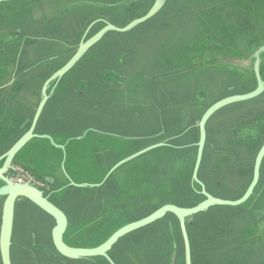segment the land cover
Wrapping results in <instances>:
<instances>
[{
  "label": "flooded vegetation",
  "instance_id": "obj_1",
  "mask_svg": "<svg viewBox=\"0 0 264 264\" xmlns=\"http://www.w3.org/2000/svg\"><path fill=\"white\" fill-rule=\"evenodd\" d=\"M83 1L86 2L88 0H15L0 5V105L4 104L7 109V115L3 118L5 125L2 127L0 134L4 135L7 140L10 136L20 133V128L27 123L25 125L26 127L23 128V133H25L33 124L38 106L42 100L43 89H48L47 93L49 99L45 108L51 103L53 110L51 114H47V112L43 111L35 129V133L49 134L54 138L56 137L55 134H58L59 137L65 138L67 144L65 143L63 145L66 147L65 152L67 154H69L73 143H88L81 152L80 159H86L88 163L93 161V168L99 167V187H70L67 181L66 183L56 184V181L50 176H39V172L53 169L54 164L52 161L46 162L45 166L39 162L38 171L35 169L31 170L22 164L20 161L23 160V158L19 159V157H21L23 153L31 151L33 145L38 142L36 140L39 139L32 140L22 149V154L16 158L13 164L15 170L12 172L13 175L11 179L18 184L29 183L36 186L50 202L55 204L66 214L69 222L65 234V243L67 245L80 248H95L103 242L99 243L98 241L93 244L94 246L84 245L83 242H77L80 239L79 235H86L88 239L97 240L99 239V228L108 232L110 229L114 228L115 225H117L118 228L121 227L118 221H120V219L127 221L129 215L127 214L121 218H116L115 214L112 216L113 213H116L113 209L119 206L121 201L135 199V197L131 195V190L133 189L130 183H123V181H125L124 177L127 174L123 177L113 175L104 180V171L111 169L121 159H116L115 154L111 150H105L103 147H99V139H114L125 136L126 138L124 139L127 141V144L133 149L135 147L136 138L150 137L159 134L160 141H166L170 144V147L175 148V145H171L173 140L182 144L186 137H188L189 140L193 139L195 133L193 129L194 125L185 124L184 118L178 114L177 109L169 107L167 102L166 104H162L161 100L160 106L155 104V99L153 98V95H155V80L146 85L140 84L135 75L136 66L134 65L135 61L133 59L124 58L125 60H121L123 59L121 58L120 62L122 64L119 65L105 61L103 60L102 54H97L99 52V43H101L108 34L113 32H108L100 41L91 46L63 76L56 77V74L72 61L81 44L88 41L93 35L99 32L98 30L94 34H90L93 27L102 22H97L88 30L94 21L100 19L98 17L88 23V18L90 17L87 15V11L89 12V10L87 9V11H84V9L80 7ZM154 1H150L151 4L149 5V9L152 7ZM141 2V5H147L145 2ZM95 3H99V0H95ZM149 9L145 13L139 16L137 15L134 19L144 16ZM161 11L156 16L140 24L131 31L143 24H149L147 22L156 20ZM166 20L168 19L163 21ZM110 23L117 26L116 22ZM131 63H133V65ZM126 64L128 67L127 69L125 68ZM125 89L148 90L145 92L146 102L143 105V107L145 106L143 112L136 113L135 111L129 110L127 106L131 105L130 100L135 104V97L132 98L127 94L125 101ZM151 90L152 92H150ZM160 96L161 99L165 98L166 100V93H161ZM258 99L259 98H256L254 100ZM137 104L141 105L140 102ZM136 114L139 115L137 116ZM135 116L146 119L144 122L148 130L145 134L135 135L130 134V131H127L129 134H121L123 130H115V126L118 123L129 121V125H132V122L139 121ZM226 122L229 124L231 121L226 120L225 122L213 123V131H216L219 125L221 126L222 123ZM197 124L196 122V128ZM227 124L226 126H228ZM228 127L225 129L227 144L225 147L229 152L223 151L222 148L216 150L228 154L226 166L228 165L227 169H229L230 172H235L237 170L241 172V170L244 169L243 172L246 173V169H253V164L251 165L250 163L252 160L250 159L255 160L256 154H249L251 145L250 143L248 144L249 138L247 134H244L245 131H239L238 133L236 131L238 128L229 129ZM208 128L209 124L207 125V131ZM92 133L99 136V138L96 139V146H93L95 141L90 138L92 137ZM57 138L58 137L55 139L57 143L60 144L59 142L62 140L60 141ZM207 140L209 142V135ZM152 142L153 139L148 143L141 142V140L138 141L137 139L136 145L141 147L143 144L146 148V145H151ZM208 146L209 145H207V147ZM52 147L53 149L55 148V151L64 155L65 152L63 150L57 149L53 145ZM167 149L166 147L164 150L167 151ZM259 149L260 148H257L256 152H258ZM205 156L206 151L198 176L206 185V190L214 195L208 188V182L206 183L204 178L201 177ZM41 158L44 161L50 159L46 156ZM68 158L67 156L65 163ZM66 171H68L67 166ZM248 173H251L249 176L250 182H247L248 180L245 179L243 187H240L239 190L231 188L233 192L236 190L240 193L238 198L245 193L252 181V170ZM73 179L77 182H84L75 178ZM1 185L0 183V186ZM243 189H245L244 192H242ZM254 199L253 213L260 215L258 210L264 205V162L262 164L259 184L256 187L250 203H252ZM167 203L168 202L165 204ZM171 204L181 207H193L178 203ZM217 207L224 206L211 207L207 211L200 213V215H205L211 209H216ZM241 207L227 208L233 210L240 209ZM157 209L153 211L149 210L143 215L137 216L136 218L134 217V220L130 222L143 219ZM70 215L74 216V218ZM107 216L108 220H103L107 218ZM172 216L178 221L175 215L172 214ZM198 216L199 215L188 218L186 224L191 242L192 264H195V252L190 233L191 228L196 226L194 220L198 218ZM100 219L103 220L101 223H99ZM114 220H117V222H114ZM153 224L128 234L114 245L109 254L115 264H150V258L146 256L145 253H142L141 249H137L138 245L134 246L130 244L135 240L131 238L132 235L153 226ZM54 225L55 220L51 216L47 215L30 201L19 199L16 206V218L12 238L13 244L11 246L12 264H110L105 258L99 256L70 259L60 255L51 238V231ZM87 228L95 229L96 233L89 234L85 231ZM122 244L126 245V248L118 251V248ZM183 248L185 249L184 242ZM115 251L117 255H112ZM162 253L164 256L157 261H160V264H171L172 257L169 262L166 257L167 250L164 249ZM179 258V253L177 252L176 264H179ZM0 264H2V260H0Z\"/></svg>",
  "mask_w": 264,
  "mask_h": 264
},
{
  "label": "rangeland",
  "instance_id": "obj_2",
  "mask_svg": "<svg viewBox=\"0 0 264 264\" xmlns=\"http://www.w3.org/2000/svg\"><path fill=\"white\" fill-rule=\"evenodd\" d=\"M150 1L154 0L143 1L147 3L144 6L141 5L142 2L132 5L129 0H99V3H95V0H88L81 2L80 7L84 11L89 10V12L87 11V15L90 17L88 23L99 17V19L116 22L118 27H122L128 25L137 15L145 13L150 7ZM232 1L234 0H169L158 18L147 22L149 24H143L124 34L117 32L108 34L99 43L97 54H102L103 60L119 65L122 64L121 60H125L124 58L133 59L136 66L135 75L140 84L146 85L155 80V95H153L155 104L160 106V100L162 104L167 102L169 107L178 110V114L180 112L178 106L188 103V95L197 90L202 91L199 93L200 98L197 97L194 104H203L202 108H206L214 100H219L227 95L248 92L255 86L252 75L249 77L243 72L244 70H236L235 73L239 77L232 79L234 72L229 73L231 70L224 66L223 59L224 55L247 57L252 55L257 47L264 44V23L253 20L249 14V10H257L264 15V6H260L261 3L257 0H248L244 6L239 7V2L237 5L234 2L232 4ZM191 4L194 6H188ZM165 19L168 20L163 21ZM103 26L104 23H99L93 27L90 34H94ZM131 64L133 65V63ZM181 65L185 75L188 72L192 74L191 79H185L184 73L178 71ZM125 68H128L127 64ZM229 68L237 69L231 66ZM245 78L249 80L246 83ZM175 89L178 91L176 92ZM139 90L125 89V101L127 94L132 98L135 97V104L130 100V104H132L127 107L136 113L145 110V106L143 107L146 102L145 92L148 91L147 89ZM161 93H166V100L165 98L161 99ZM174 98L180 103H174ZM201 98L204 99L203 103ZM138 102L141 105L137 104ZM187 111L191 113L193 108L188 107ZM6 115L7 109L2 104L0 105V132L5 125L3 118ZM137 116L135 118L139 121L132 122V125H129V121L118 123L115 130H123L121 134H129L127 131L135 135L145 134L148 130L144 122L146 119ZM182 117L185 124L194 125L195 136L191 140L186 137L182 144L173 140L171 145L179 148L188 147L198 140L196 122L198 123L199 119L187 118L186 115ZM226 120L231 122L229 124L222 123L216 131H213V123ZM208 124L211 145L205 150L206 156L201 177L206 183L208 182V188L214 195L229 200L238 199L240 193L236 190L233 192L231 188L239 190L240 187H243L245 179L250 182L251 173H244V169L241 172L239 170L230 172L227 169L228 154L223 152H229L225 147L227 145L225 129L229 126V129L238 128L236 130L238 133L245 131L244 134H247L248 138H253L251 140L255 141L256 145L253 149L250 148L249 154H256V149L263 141L264 94L258 100L222 109L213 116ZM22 133L23 129L20 128V133L10 136L7 140L4 135L0 134V155ZM121 137L100 138L99 147L111 150L116 159H123L132 153V148L124 139L126 137ZM218 148H222L223 151H217ZM253 150L254 152H252ZM184 156V151L177 155L164 153L158 157L149 153L123 165L117 173L127 174L123 183H130L133 189L131 195L136 193V196L139 197L142 194L140 188H143L144 194L139 202H134L136 206L134 211L118 214V218L129 215L127 221L124 219L118 221L121 227L128 221L130 223L134 220V217L160 208L166 202L194 206L202 200V196L192 188L190 171H184L179 165ZM155 160L156 162H154ZM36 161L41 163L43 159L40 156ZM152 164L153 168H151ZM80 167L81 173L75 179L84 181L85 184H98L99 167L93 168L92 163H88L86 159H82ZM197 189L200 190L199 187ZM250 201L240 209L217 207L205 215L199 214L198 218H195L196 226L191 228L190 233L194 245L195 264H264V227L260 226L264 222L258 225L260 226L259 231H263V239L259 243L256 234L258 230H250L252 224H259L264 220V205L258 210L260 215L254 214L253 203L255 200L246 207ZM114 214L116 213H113L112 216ZM108 216L103 220H108ZM71 217L74 218V216ZM103 220L100 219L99 223ZM119 228L115 225L108 232L99 228V239H88L86 235H79L80 239L77 242L94 246L93 244L98 241L99 243L106 241ZM85 231L89 234L96 233L95 229L87 228ZM131 238L135 240L130 245H138L137 249H141V252L150 258V264L161 263L157 260L164 256L162 253L164 249L167 250L166 257L170 262L175 248L179 253V264H185L179 223L172 215H168L153 226L132 235ZM124 244L120 245L118 251L126 248ZM114 254L117 255L116 251L112 255Z\"/></svg>",
  "mask_w": 264,
  "mask_h": 264
},
{
  "label": "water",
  "instance_id": "obj_3",
  "mask_svg": "<svg viewBox=\"0 0 264 264\" xmlns=\"http://www.w3.org/2000/svg\"><path fill=\"white\" fill-rule=\"evenodd\" d=\"M11 1H15V0H0V4ZM130 1L132 0H129V2ZM133 1H147V0H133ZM167 2L168 0H155L152 7L144 16L134 19L125 27H118L106 20H101V19L94 21L88 30H90L91 27L95 25L97 22H102L105 24V26L101 30H99L98 33L93 35L88 41L83 42L81 44L72 61L69 64H67L63 69H61L56 74V77H61L68 70H70L76 64V62L87 52V50L91 46L95 45L98 41H100L108 32L125 33L131 31L135 27L139 26L140 24L156 16L165 7ZM223 60H224L223 63L224 66H227L228 70L229 69L231 70V72L229 73L231 74L232 71L234 72V75H232L231 77L232 79L239 77L238 74L235 73L236 70H241V71L244 70L243 72L248 74L249 77L252 75L255 82V86H253V89H251L248 92L230 94L227 95L226 97L220 98L219 100H214V102H212L206 108H202L203 104H199V105L194 104L195 101L197 100V97L200 98L199 93L202 90H197L193 93H190L187 97V100H189V102L178 106V108L180 111L179 114L181 116L186 115L187 118H189L192 115L191 116L192 118L199 119L197 124L198 140L196 143L188 147L171 148L169 143H167L166 141H160L158 137L156 139H153L151 145L139 150L134 154L133 153L130 154L129 156L121 159L111 169H107L104 171V176H105L104 180L108 179L110 176L113 175L115 176L119 175L123 177L124 175L117 173L123 167V165L137 158H140L145 154L150 153L153 156L158 157L164 153L177 155V153L184 151L185 156L182 158L183 160L181 159L179 165L180 167L183 166L184 171L185 170L190 171L189 173L191 174L192 188L194 189V191H196L202 196V200L193 207H181L171 203L165 204L160 208H158L153 213H151L149 216L123 225L117 231H115L106 241H104L101 245L95 248H80V247H71L67 245L65 243V234L67 232L69 222L66 214L59 207H57L55 204L50 202L47 199V197H45L43 193L36 186L31 185L29 183L18 184L11 179V176L13 175L12 172L13 170H15L13 164L15 163L16 158H18V156L22 152V149H24L32 140L35 139L48 140L50 141L51 145L65 152L66 147L63 144H58L53 136L49 134L35 133V129L37 127L41 114L43 113L49 99V95L47 93L48 89H43L42 100L38 106L32 126L25 133H23L6 152H4L0 156V183L2 184L0 186V206H1L0 260H2V264H12L11 246L13 244L12 238H13L14 224L16 218V206L19 199L30 201L31 203H33L35 206H37L39 209H41L43 212H45L47 215L51 216L55 220L54 228L51 231V238H52V242L54 243L60 255L70 259L92 258L99 256L105 258L110 264H115V263L109 253L114 247V245L120 239H122L123 237L127 236L128 234L134 231L147 227L157 221L163 220L169 214L170 215L173 214L178 218L180 224L181 234L183 237V242L185 247L184 249L185 262L186 264H192L191 242L186 228L187 219L199 215L200 213L207 211L211 207H216V206L241 207L243 205H246V203L249 202L253 197L256 187L259 184L261 178V172H262V164L264 162V127H263L262 128L263 141L259 145L260 149L258 152H256V158L253 162L252 181L248 186L247 190L245 191V193L240 198L236 200H229V199L216 197L206 190V185L199 179L198 175L203 162L206 147L207 145H211L207 140L208 138L207 125L210 119L217 112L221 111L222 109L228 106L248 102L256 98H259L264 94V75H263L264 74V44L257 47L253 51L252 55H249L247 57H235L234 55H228V56L224 55ZM229 66L237 69H231L229 68ZM178 71L182 72L181 68H179ZM191 78H192V74L191 73L189 74L188 72V75L185 76V79H191ZM248 81L249 80L245 78V83ZM175 90L176 92L178 91V89ZM200 100L202 103L204 102V99L201 98ZM174 103L179 104L180 102L174 98ZM188 107L193 108V112H191L192 114L187 111ZM25 125L22 126V129L26 127ZM251 139L253 138L249 137L248 144L250 143L251 147L250 146L249 147L253 149L255 145H254V141ZM166 147L169 148L167 149V151L161 150V148H166ZM252 152H254V150ZM67 155L68 154L65 152L63 155V160L61 161V165H60L61 169H59L60 177L57 175L51 176V178L56 181V184L66 183L67 181V183H69L68 186L70 187H76V188L99 187V184H85V182L75 181L73 179V176H71V174L69 173V171H66L65 161ZM52 156L53 155H50L49 157L52 158ZM154 162H156V160ZM24 165L29 166L30 165L29 161H25ZM30 167L35 168L36 166L31 164ZM151 168H153V164ZM78 169L79 171H81L80 162H78ZM247 172H249V169H246V173ZM39 176H45V174L42 172V174H39ZM197 187H199L200 190H198ZM140 189L142 191V194L139 195V197H137L135 193L134 195H132L136 197L135 199L129 201L128 200L121 201L120 205L113 209L116 212L115 214L116 218H118V214H121L122 212L131 213L132 211L135 210L136 206L134 202L135 201L139 202L141 196L144 194L143 188ZM263 222L264 220H262L259 224H252L250 229V230L252 229L258 230L256 232L258 243L263 239V233H262L263 231H259L260 226L264 227V224L260 225ZM256 227L259 229H257ZM176 261H177V248H175L173 252L171 264H176Z\"/></svg>",
  "mask_w": 264,
  "mask_h": 264
},
{
  "label": "crops",
  "instance_id": "obj_4",
  "mask_svg": "<svg viewBox=\"0 0 264 264\" xmlns=\"http://www.w3.org/2000/svg\"><path fill=\"white\" fill-rule=\"evenodd\" d=\"M52 110H53L52 105H51V103H49L48 107L45 108L44 112H47V114H51ZM8 115H9V113H8ZM55 136L58 137L57 138L58 140H60V141L62 140L61 142L58 141L60 144H65L66 143L65 142V138L59 137L58 134H55ZM91 136L92 137H90V138H92L95 141L93 146H96V139L99 138V136L97 134H94V133H92ZM158 137H160L159 134H155V135L150 136V137H140V138H136L135 137L136 138L135 139L136 142H135V147L132 149V153L134 154V153L138 152L139 150L145 148V146H143V144L141 145V147L136 145L137 144V139H138V141L141 140V142L148 143L150 140L156 139ZM36 141H38V142H36L33 145V149L31 151H29V152L27 151V152L23 153V155L21 157H19V159L23 158V160H21L20 162L22 164H24L25 161H29L30 165L32 164V165H35L36 167L35 168H31L30 165L27 166V167L30 168L31 170L35 169L36 171H38L39 170V165H38V162L36 160L40 156L41 157H45V156L49 157L50 155H53L52 158L49 157L50 159H46L45 161L44 160L41 161V164L44 165V166H45L46 162H50V161H52V163L54 164L53 169H48L47 171H45L43 173L45 174V176H50L51 177L53 175L54 176L57 175V176L60 177L59 169H61L60 165H61V161L63 160V155H61V153L55 151V148L53 149V147H52L50 142L45 141V140H36ZM85 145H88V143H86V144H82V143H79V142L73 143V146H72L69 154L67 155L69 158H68V160L66 162V166H67V169H68L69 173L71 174V176H73V178H76L81 173V171H79V169H78V162L82 161V159H80V156H81V152L83 151ZM148 145H150V144H147L146 147ZM39 174H42V172H39L38 175Z\"/></svg>",
  "mask_w": 264,
  "mask_h": 264
},
{
  "label": "trees",
  "instance_id": "obj_5",
  "mask_svg": "<svg viewBox=\"0 0 264 264\" xmlns=\"http://www.w3.org/2000/svg\"><path fill=\"white\" fill-rule=\"evenodd\" d=\"M193 1H196V0H193ZM248 0H234V1H232V4H233V2L234 3H238L239 4V7L242 5V6H244V4H246V2H247ZM257 1H259L260 3H261V5L260 6H264V0H257ZM139 2H141V1H130V4H132V5H135L136 3H139ZM168 2H169V0H168ZM167 2V3H168ZM237 4V5H238ZM188 6H194L193 4H191V5H188ZM187 6V7H188ZM264 13V12H263ZM249 14H250V17L253 19V20H256L257 22H259V23H264V15H262V13H260V12H258L257 10H255V11H251V10H249ZM216 50V49H215ZM180 68H181V70H182V72L184 73V75H185V72H184V68H183V66L181 65L180 66ZM188 74H186L185 76H187ZM254 145H255V142H254ZM256 146V145H255ZM171 148H173V147H171ZM165 148H161V150H164ZM169 149V148H168ZM159 150V149H158ZM183 160V159H182ZM253 162L254 161H250V163H251V165L253 164ZM182 164H183V162H182ZM182 168H183V166H182ZM252 170V168H249V171H251ZM255 200V199H254ZM258 201H259V199H258ZM251 203H248V205L246 206V207H248L249 205H250Z\"/></svg>",
  "mask_w": 264,
  "mask_h": 264
},
{
  "label": "built area",
  "instance_id": "obj_6",
  "mask_svg": "<svg viewBox=\"0 0 264 264\" xmlns=\"http://www.w3.org/2000/svg\"><path fill=\"white\" fill-rule=\"evenodd\" d=\"M18 171V170H17ZM19 173V172H18ZM32 178V177H31Z\"/></svg>",
  "mask_w": 264,
  "mask_h": 264
}]
</instances>
